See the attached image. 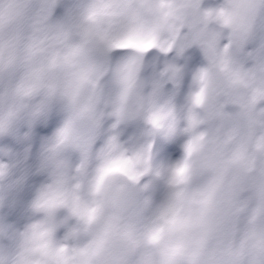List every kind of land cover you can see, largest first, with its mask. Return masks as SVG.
I'll return each instance as SVG.
<instances>
[{"label": "clouds", "instance_id": "obj_1", "mask_svg": "<svg viewBox=\"0 0 264 264\" xmlns=\"http://www.w3.org/2000/svg\"><path fill=\"white\" fill-rule=\"evenodd\" d=\"M0 264H264V0H0Z\"/></svg>", "mask_w": 264, "mask_h": 264}]
</instances>
